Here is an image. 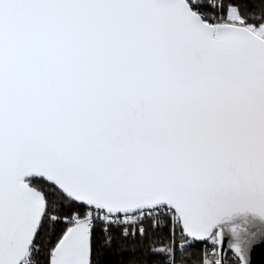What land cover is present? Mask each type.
<instances>
[{
    "label": "snow or ice",
    "instance_id": "1",
    "mask_svg": "<svg viewBox=\"0 0 264 264\" xmlns=\"http://www.w3.org/2000/svg\"><path fill=\"white\" fill-rule=\"evenodd\" d=\"M0 264H264V0H0Z\"/></svg>",
    "mask_w": 264,
    "mask_h": 264
}]
</instances>
